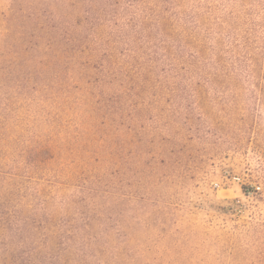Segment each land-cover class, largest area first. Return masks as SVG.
I'll list each match as a JSON object with an SVG mask.
<instances>
[{"label":"rangeland","instance_id":"rangeland-1","mask_svg":"<svg viewBox=\"0 0 264 264\" xmlns=\"http://www.w3.org/2000/svg\"><path fill=\"white\" fill-rule=\"evenodd\" d=\"M237 1L181 0L179 9L191 13L201 4L217 16L246 9V30H254L261 54L264 0ZM12 8V0H0V73L5 68L20 80L2 83L0 213L4 208L34 217L36 210L20 203L22 195L24 203L40 209L44 201L55 212L88 178L93 148L82 140L91 97L83 99L82 87L67 90L38 70L29 84L23 80L34 66L11 58L18 38L10 27ZM228 28L212 19L208 32L214 38ZM179 73L181 78L144 84L140 97L129 99L125 122L131 132L122 155L128 199L113 208L125 221L119 238L131 255L125 264H264V81L246 73L219 82ZM18 182L20 195L12 186ZM6 231L0 216V242Z\"/></svg>","mask_w":264,"mask_h":264},{"label":"trees","instance_id":"trees-1","mask_svg":"<svg viewBox=\"0 0 264 264\" xmlns=\"http://www.w3.org/2000/svg\"><path fill=\"white\" fill-rule=\"evenodd\" d=\"M248 1L240 0V4ZM12 3L10 27L18 38L11 58L34 66L23 80L29 84L28 76L38 70L67 90L82 87L81 97H91L86 105L92 111L82 141L93 150L87 163L88 178L76 193L56 205L55 212L44 201L38 205L40 209L30 201L24 203V195L20 203L36 210L34 217L1 209L8 236L0 242V264H125L131 259L127 245L119 241L125 236V221L118 219L114 209L128 199L122 155L131 132L125 122L129 99L140 97L144 84L181 78L180 70L203 73L193 79L213 82L236 81L243 73L254 81H264V74H257L258 70L264 72V52L260 54L255 47L254 30H246L249 14L242 9L217 16L213 8L201 4L187 13L179 9L184 8L181 0ZM112 14L116 15L108 19ZM212 19L219 26L229 25L225 35L217 32L210 37ZM232 25L237 26L234 31ZM5 79L20 82L15 72L1 69L0 119ZM92 160L99 166L94 167ZM12 186L19 195L24 192L20 182Z\"/></svg>","mask_w":264,"mask_h":264}]
</instances>
